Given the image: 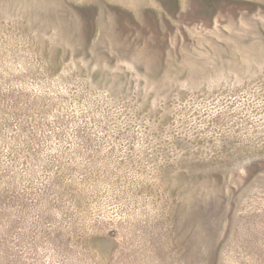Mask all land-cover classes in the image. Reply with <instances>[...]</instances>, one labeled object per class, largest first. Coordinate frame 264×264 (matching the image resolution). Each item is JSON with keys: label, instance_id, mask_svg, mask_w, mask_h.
Here are the masks:
<instances>
[{"label": "rangeland", "instance_id": "1", "mask_svg": "<svg viewBox=\"0 0 264 264\" xmlns=\"http://www.w3.org/2000/svg\"><path fill=\"white\" fill-rule=\"evenodd\" d=\"M0 264H264V0H0Z\"/></svg>", "mask_w": 264, "mask_h": 264}]
</instances>
